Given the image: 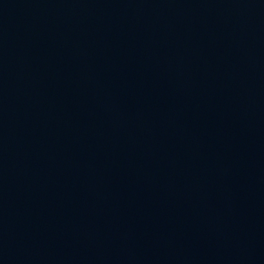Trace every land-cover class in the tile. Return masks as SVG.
Here are the masks:
<instances>
[{
  "label": "water",
  "instance_id": "1",
  "mask_svg": "<svg viewBox=\"0 0 264 264\" xmlns=\"http://www.w3.org/2000/svg\"><path fill=\"white\" fill-rule=\"evenodd\" d=\"M0 264H264V0H0Z\"/></svg>",
  "mask_w": 264,
  "mask_h": 264
}]
</instances>
